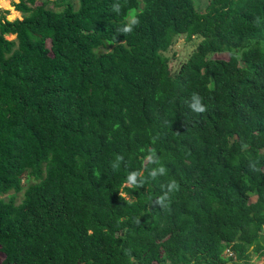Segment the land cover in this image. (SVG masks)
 <instances>
[{"label":"trees","instance_id":"1","mask_svg":"<svg viewBox=\"0 0 264 264\" xmlns=\"http://www.w3.org/2000/svg\"><path fill=\"white\" fill-rule=\"evenodd\" d=\"M12 4L0 264L264 256V0ZM178 35L197 41L172 69L162 52Z\"/></svg>","mask_w":264,"mask_h":264},{"label":"rangeland","instance_id":"2","mask_svg":"<svg viewBox=\"0 0 264 264\" xmlns=\"http://www.w3.org/2000/svg\"><path fill=\"white\" fill-rule=\"evenodd\" d=\"M12 2H17L18 0H11ZM36 3L43 0H35ZM47 6L52 7L53 9H60L64 7L66 4H69L73 6L74 8L77 7V0H46ZM208 0H194V4L196 8L200 11L204 10V7L206 5ZM19 15H11L8 13L7 20H12L16 18L21 17V13L18 11ZM13 34H7L5 37L7 39H12ZM194 41H193V40ZM191 42L184 41L183 35H178L176 37H173L172 43L168 46V48L162 52L163 55H165L167 58H169V63L172 66V69L176 68L190 53V51L193 48V44L197 41V39L192 38ZM109 48V46H108ZM213 57H220V58H226V54L224 52L222 53H216L212 55ZM11 194V193H9ZM2 199H7L6 195L0 196ZM21 198V192L15 193V201L18 202ZM254 195L250 194L249 200H253ZM262 237V233H260V238ZM264 238V237H263ZM230 252L228 250L224 251V255H228ZM2 259V253H0V261ZM151 264H156L155 262H152ZM247 264H264V256L257 257L255 254L251 253L249 261Z\"/></svg>","mask_w":264,"mask_h":264},{"label":"flooded vegetation","instance_id":"3","mask_svg":"<svg viewBox=\"0 0 264 264\" xmlns=\"http://www.w3.org/2000/svg\"><path fill=\"white\" fill-rule=\"evenodd\" d=\"M14 2H12L11 0H0V19L7 18L8 13L13 15V4ZM16 12V11H15Z\"/></svg>","mask_w":264,"mask_h":264}]
</instances>
